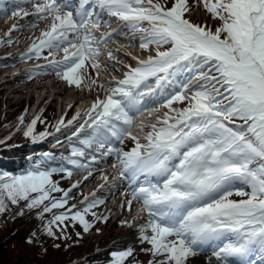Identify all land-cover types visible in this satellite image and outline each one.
<instances>
[{"label":"snow or ice","instance_id":"6c2138e0","mask_svg":"<svg viewBox=\"0 0 264 264\" xmlns=\"http://www.w3.org/2000/svg\"><path fill=\"white\" fill-rule=\"evenodd\" d=\"M6 5L16 8L11 16L17 20L49 22L22 59L43 58L47 63L37 69L103 95L55 125L60 132L83 117L68 137L70 153L57 166L49 165L55 157L44 152L23 174L0 173V213L9 205L19 208L17 216L36 210L44 234L54 239L68 238L69 220L87 232L89 213L107 220L92 211L104 200L93 191L78 209L69 205L70 193L94 175L95 165L114 157L111 167L127 187L121 207L132 211L135 202L133 220L143 217L136 227L140 242L150 245L142 249L151 253L148 264H199L202 256L206 264H264V0H79L78 6L76 0H0V13ZM197 5L218 22L214 28L188 18ZM112 19L117 27L102 31ZM19 30L13 24L0 45L12 44ZM124 30L129 46L138 41L147 55L127 52L135 63L122 65L121 78L105 79L100 69L113 52L102 62L101 46ZM155 103L159 107L148 108ZM142 109L149 116L136 122L134 114ZM18 119L17 127L24 123L23 116ZM38 121L44 122L37 116L23 131L34 143L53 135L36 133ZM126 140L132 142L127 150L116 146ZM73 170L87 175L68 189L53 179L54 173L70 178ZM101 179L98 188L110 183L108 175ZM133 251L112 252L108 264H125Z\"/></svg>","mask_w":264,"mask_h":264},{"label":"rangeland","instance_id":"374dc122","mask_svg":"<svg viewBox=\"0 0 264 264\" xmlns=\"http://www.w3.org/2000/svg\"><path fill=\"white\" fill-rule=\"evenodd\" d=\"M190 4L194 3V0H189ZM24 8H31V5H27L24 6ZM33 19V18H32ZM189 19L194 20V22L198 23L201 20L205 21V23L207 25H212V27L214 28V24L218 23L216 21H213L211 19V17L206 13V11L203 9L202 5H197L193 7V10L189 16ZM24 21V20H23ZM33 21V20H32ZM36 28L35 30H37L36 32V37H38V29H41L43 26V29L46 27V24H36ZM4 27L0 26V35L2 36V34H4L5 29L8 28V22L5 23L3 25ZM28 32V30L24 31V32H18L17 36L21 37L20 35H25L26 37V33ZM127 35V31L124 30L122 31L119 35H116L115 37L112 38V40L114 42H116V44L118 45L117 47L120 49L121 52H131L133 55H137L139 56V58L143 59L145 55H147V53H143L139 51V45H138V41L133 42L132 46H129V41L126 40L125 38L121 39L120 35ZM33 35V34H32ZM33 38V36L31 37ZM31 38L28 37L26 40V42L31 41ZM23 42V41H22ZM7 45V44H6ZM11 46H16V47H20L21 46V42H16V44H14V42L12 44H10ZM121 47V48H120ZM12 49H9V51L11 52ZM102 54H106L104 51H102ZM43 55H47V51H45L43 53ZM123 57L124 59L119 60V57ZM113 58L115 60H119V61H124L125 60V56L122 53H114L113 54ZM33 59H37V58H33ZM103 59V57H102ZM132 60V59H131ZM30 61H32V59H30ZM119 64L117 66L114 67V69L110 66L107 65H102L101 69H100V73L101 71L104 69H108V73H114L116 71L115 68H117L119 71H121L122 69L118 67ZM4 69L2 67H0V74L1 72H3ZM93 75H95V73H93ZM56 79V75H53ZM38 79H33L32 82L28 83L27 87H25L26 91L21 93V92H15L12 94H8V92H5V90L2 92L1 95V99H0V118L2 120V118L5 116L6 119L11 117H14L15 114H17V112H19V109L23 112V118H24V123L23 125H20V129H24L26 127V125L31 122V119L35 116L36 111L39 107V104H43L45 102L46 99H43V101L41 100V96L40 99L38 98V94L40 91H44L42 88H40V86L35 87V85L38 84ZM54 83L61 88V85L64 83V81L57 79L56 81H54ZM13 85L12 82H10L9 84L6 85ZM45 84H48V80L47 82H45ZM53 85H49V89L50 87ZM1 87V86H0ZM46 88V85L44 86ZM54 87V86H53ZM58 87H55L56 90L60 89ZM83 89L85 91H83ZM61 94H57L55 95V100L51 101L49 107L47 108L48 110L45 111V113L40 117L41 120H43V123H40L38 121L37 126H39V128L44 127L47 130L51 129L52 126L55 124V122H57V118L60 117L61 114H59L58 109H57V103L60 99L62 100H76L79 98L83 99H87V96H93V95H97L99 94L97 91L93 90L91 92H89V90L87 88H83L82 89H78L74 86H65L63 88H61ZM45 92V91H44ZM46 96L48 95L47 93H44ZM103 91L100 92V94L102 95ZM10 100L8 103H6L5 101ZM5 102V103H4ZM37 105L34 109V105ZM40 104V105H41ZM9 105H16L17 109L16 110H9L10 112L7 114V110L9 109ZM62 112V111H61ZM19 124V121H18ZM127 148V147H125ZM98 180L96 179L95 183L92 182V188L95 189L96 186L98 184ZM68 181L65 180L64 184H67ZM90 184V183H89ZM87 184V186L89 185ZM122 195H116L113 198V201H118L120 203V205L118 207H116L115 209L111 206V204L106 203L105 204H100L98 205L96 208H94L92 211H95L97 213V215L102 216V214H100V209L102 207V209L105 208V210H109L111 209L110 214L113 215H119L118 218H111L110 220H108V222L106 221V223H102L101 221H98L97 223H95V221H93L94 226H92L89 231L84 232L83 228L81 226H79L77 229L73 228V226L70 228L71 232L73 233V235L75 237H77V239H79V243L77 244H73L71 246L68 247V251H70L72 253L71 256V260H79V257L82 255H86L89 254L91 252V256H95L96 253H103L104 255H110L112 251H122L125 250V248L129 247L130 244H134L135 246H133V256L127 258L125 264H148V261L152 259L151 253L147 252V251H143L142 249H147L150 247V245H148L147 243H141L139 240V234L136 233L137 235L132 237L131 239L125 240V239H119L118 237H116V233L121 229V228H126L129 227L126 224H122V221H131L132 225H136L137 222H139L140 219H142V216L137 217L135 220H133V216L136 215L135 214L131 217L133 212L134 207H137V204L134 202V204L132 205V211H128L127 207H121V205L124 203L125 200V196L121 197ZM76 200V198H75ZM78 201V200H77ZM73 202V204L77 205V204H81V203H77ZM90 216H88L89 219H92L91 214L89 213ZM104 224V225H103ZM132 227V226H131ZM97 229H99V231H97ZM77 233H79V236L77 235ZM124 248V249H123ZM210 255V253H209ZM102 257V256H101ZM141 258L144 261H138V259ZM48 260V264H51L52 262H54L55 260H53V257H50ZM111 260V258H110ZM109 260V261H110ZM108 261V262H109ZM101 264H105V263H101Z\"/></svg>","mask_w":264,"mask_h":264},{"label":"trees","instance_id":"16d2710c","mask_svg":"<svg viewBox=\"0 0 264 264\" xmlns=\"http://www.w3.org/2000/svg\"><path fill=\"white\" fill-rule=\"evenodd\" d=\"M16 110V106H10L7 110ZM22 111L6 119L4 116L0 118V147L10 141L16 142L19 140V117L22 115ZM43 128H35V132H43ZM21 137H25L23 133ZM4 158L0 156V173L8 172L13 175H20L24 167H19V171L16 174L12 171L20 158L16 154L14 149L8 151H1ZM23 207V204H21ZM9 211L0 213V264H48L50 257H53L54 262L51 264H108L110 260L109 256L101 253H96L95 256H91V252L87 255H82L79 260H71L72 253L68 251V247L79 243V239L71 232V227L77 229L79 226L72 221H65L67 239H54L44 234L42 224L43 221L36 216V210L29 211L25 209L23 216H17L16 213L19 208L9 205ZM15 218L13 219V217ZM47 219L51 218V214H45ZM69 223V224H68ZM78 226V227H77ZM35 233V235H33ZM57 236L60 235L57 231ZM29 238L33 240V243H28ZM59 245V247H55ZM102 256V257H101ZM138 261L144 260L139 258Z\"/></svg>","mask_w":264,"mask_h":264},{"label":"bare ground","instance_id":"6f19581e","mask_svg":"<svg viewBox=\"0 0 264 264\" xmlns=\"http://www.w3.org/2000/svg\"><path fill=\"white\" fill-rule=\"evenodd\" d=\"M24 7V6H23ZM25 67H27V66H25ZM112 67V66H111ZM16 72L17 71H21V68L19 67V69H16L15 70ZM10 82V80L9 79H7V80H4L2 83H0V86L1 85H7L8 83ZM47 89H48V91H49V88L48 87H46ZM55 88V87H54ZM14 90H16V89H13L10 93H15V92H17V91H14ZM56 93L57 92H55L54 93V97H53V99L55 98V95H56ZM38 96H40V92H39V94H38ZM46 97H43V99H45ZM52 99V100H53ZM56 99V98H55ZM43 101V100H42ZM75 102H74V105H77L78 103H79V101H83L82 100V98H79V99H76V100H74ZM41 104V103H40ZM40 104H39V106H40ZM38 111V110H37ZM37 111H36V113H37ZM115 195V194H114ZM117 205H114V207H116ZM135 210H136V207H134V209H133V212H131L132 213V215H131V217L135 214ZM143 219V218H142ZM142 219H140L139 220V222H137V224L136 225H132V227H124V228H121L117 233H116V237H118L119 239H125V240H128V239H131L132 237H134V236H136L137 234L136 233H138V231H137V225L142 221ZM196 261L197 262H199V264H206V261H205V258L202 256V257H198V258H196Z\"/></svg>","mask_w":264,"mask_h":264}]
</instances>
